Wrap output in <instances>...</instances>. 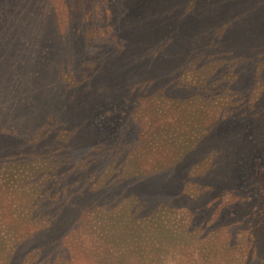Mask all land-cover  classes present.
Masks as SVG:
<instances>
[{"label": "trees", "instance_id": "1", "mask_svg": "<svg viewBox=\"0 0 264 264\" xmlns=\"http://www.w3.org/2000/svg\"><path fill=\"white\" fill-rule=\"evenodd\" d=\"M117 3L0 0V264H264V0Z\"/></svg>", "mask_w": 264, "mask_h": 264}, {"label": "rangeland", "instance_id": "2", "mask_svg": "<svg viewBox=\"0 0 264 264\" xmlns=\"http://www.w3.org/2000/svg\"><path fill=\"white\" fill-rule=\"evenodd\" d=\"M109 2V6L111 8V21H116L120 15V9L118 7V3L117 0H108ZM56 10L58 12H60L63 15H66V8L64 7V5L58 2V4H56ZM98 24L101 23V20H97Z\"/></svg>", "mask_w": 264, "mask_h": 264}]
</instances>
